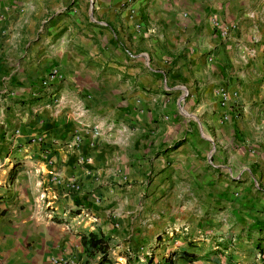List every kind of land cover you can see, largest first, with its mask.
<instances>
[{
  "label": "crops",
  "instance_id": "crops-1",
  "mask_svg": "<svg viewBox=\"0 0 264 264\" xmlns=\"http://www.w3.org/2000/svg\"><path fill=\"white\" fill-rule=\"evenodd\" d=\"M0 264H264V0H0Z\"/></svg>",
  "mask_w": 264,
  "mask_h": 264
},
{
  "label": "built area",
  "instance_id": "built-area-1",
  "mask_svg": "<svg viewBox=\"0 0 264 264\" xmlns=\"http://www.w3.org/2000/svg\"><path fill=\"white\" fill-rule=\"evenodd\" d=\"M60 75L56 70H53L48 77L46 78L44 84L47 85L48 81H52V80H56L59 79ZM219 97H220V105L223 108H226L228 106V101H229V96L227 94V92H225L223 89H219ZM66 186L68 187V189L73 190V191H77L78 190V184L75 180H70L67 182ZM78 223H81L83 220L85 219H89L93 222H95V218L92 216H88L82 209L80 210L79 214L76 216Z\"/></svg>",
  "mask_w": 264,
  "mask_h": 264
},
{
  "label": "trees",
  "instance_id": "trees-1",
  "mask_svg": "<svg viewBox=\"0 0 264 264\" xmlns=\"http://www.w3.org/2000/svg\"><path fill=\"white\" fill-rule=\"evenodd\" d=\"M88 241H89V247L91 250H95V249L102 250L103 254H106L107 248L101 244V241H99V240L94 241V239L92 238V235H90ZM103 257H104V255H103ZM103 259H105V258H103ZM103 262H104V260H103Z\"/></svg>",
  "mask_w": 264,
  "mask_h": 264
}]
</instances>
